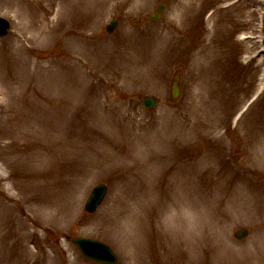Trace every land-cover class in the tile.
<instances>
[{
  "label": "rangeland",
  "instance_id": "rangeland-1",
  "mask_svg": "<svg viewBox=\"0 0 264 264\" xmlns=\"http://www.w3.org/2000/svg\"><path fill=\"white\" fill-rule=\"evenodd\" d=\"M32 1L0 0V264H102L74 237L117 264H264V0Z\"/></svg>",
  "mask_w": 264,
  "mask_h": 264
},
{
  "label": "water",
  "instance_id": "water-1",
  "mask_svg": "<svg viewBox=\"0 0 264 264\" xmlns=\"http://www.w3.org/2000/svg\"><path fill=\"white\" fill-rule=\"evenodd\" d=\"M165 5L160 4L158 6V11L150 17V20L156 21L161 17V13L164 11ZM9 22L0 18V35L4 36L7 34L9 29ZM117 26V20L109 24L107 30L112 33ZM179 75H175L173 78L172 85V98L177 99L181 95V88L179 86ZM142 104L146 109H154L158 105V99L155 96L145 95L142 98ZM108 187L106 184H98L93 188L91 194L86 203V209L88 212L93 213L97 210L99 205L102 203L103 199L107 194ZM248 234L247 229H241L236 232L238 238H244ZM73 243L82 251V253L89 259L104 263V264H116L118 261L117 254L112 250V248L99 240H94L86 237H74L72 238Z\"/></svg>",
  "mask_w": 264,
  "mask_h": 264
},
{
  "label": "bare ground",
  "instance_id": "bare-ground-1",
  "mask_svg": "<svg viewBox=\"0 0 264 264\" xmlns=\"http://www.w3.org/2000/svg\"><path fill=\"white\" fill-rule=\"evenodd\" d=\"M191 2H194V0H191ZM29 3H33V1L29 0ZM81 3H82V0H78V4H81ZM51 6L47 3V5L42 9L43 12H44L43 13V18H45L46 14L50 11L49 9L51 8ZM0 71H2V70H0Z\"/></svg>",
  "mask_w": 264,
  "mask_h": 264
}]
</instances>
